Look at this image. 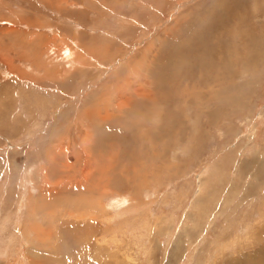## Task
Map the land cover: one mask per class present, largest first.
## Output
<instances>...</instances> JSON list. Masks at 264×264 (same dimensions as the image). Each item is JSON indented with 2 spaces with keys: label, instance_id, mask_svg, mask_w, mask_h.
<instances>
[{
  "label": "rangeland",
  "instance_id": "obj_1",
  "mask_svg": "<svg viewBox=\"0 0 264 264\" xmlns=\"http://www.w3.org/2000/svg\"><path fill=\"white\" fill-rule=\"evenodd\" d=\"M233 1L0 0V264H264V0Z\"/></svg>",
  "mask_w": 264,
  "mask_h": 264
},
{
  "label": "bare ground",
  "instance_id": "obj_2",
  "mask_svg": "<svg viewBox=\"0 0 264 264\" xmlns=\"http://www.w3.org/2000/svg\"><path fill=\"white\" fill-rule=\"evenodd\" d=\"M236 3H237V0H234ZM233 1V2H234ZM240 1V0H239ZM234 2V3H235ZM243 2V1H242ZM223 5L224 4H222V7H223ZM237 5V4H236ZM231 6H233V5H231ZM226 7V6H225ZM230 8V7H229ZM222 9V8H221ZM221 9H220V11H221ZM223 13V12H222ZM227 16V15H226ZM208 20V19H207ZM215 21H218V20H216L215 19ZM64 49V48H63ZM201 50V52H202V54H203V51L205 52V50H203V49H200ZM57 52V51H56ZM57 53H59V52H57ZM62 53H64L63 54V56L61 57L65 62L67 61L68 62V66H69V68L70 69H73V67H76L77 66V64H76V62H78V61H76L75 62V60H74V57H75V52L73 51V50H71V48H66ZM54 54V53H53ZM59 54H61V53H59ZM57 55V54H56ZM54 57V56H53ZM57 57V56H56ZM81 59V58H80ZM71 60L73 61V62H71ZM82 60V59H81ZM56 61V60H55ZM85 61V60H84ZM201 61H203V57L201 58ZM81 62V61H80ZM56 63V62H55ZM82 63V62H81ZM78 64H80V63H78ZM84 65V64H83ZM201 65H202V62H201ZM65 66V65H64ZM84 67V66H83ZM67 69V68H66ZM75 70V69H74ZM140 91V90H139ZM147 96V95H146ZM64 97V96H63ZM124 103V102H123ZM123 103H121L120 105H118V108H119V106L120 107H123ZM127 105V104H126ZM104 119V118H103ZM87 124V123H86ZM167 130V129H166ZM90 137H91V135H90ZM88 138V142H89V137H87ZM264 167V166H263ZM86 171V170H85ZM86 177V176H85ZM45 185V184H44ZM47 201V200H46ZM44 202V201H43ZM46 203V202H45ZM45 206H47V204H45ZM39 233H42V234H39V237L40 236H45V235H47V233L45 232V231H40L39 230Z\"/></svg>",
  "mask_w": 264,
  "mask_h": 264
}]
</instances>
